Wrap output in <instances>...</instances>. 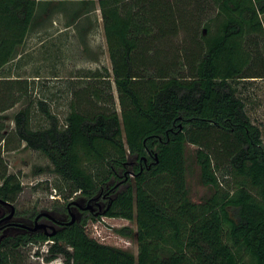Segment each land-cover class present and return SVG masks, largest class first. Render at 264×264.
Instances as JSON below:
<instances>
[{
	"label": "trees",
	"instance_id": "16d2710c",
	"mask_svg": "<svg viewBox=\"0 0 264 264\" xmlns=\"http://www.w3.org/2000/svg\"><path fill=\"white\" fill-rule=\"evenodd\" d=\"M41 1L52 0H0V71L18 55ZM69 1L78 18L101 10L112 69L82 75L89 79L64 126L38 99L49 125L32 127L27 104L15 130L49 157L67 197L100 195L104 209L69 222L70 199L55 203L57 232L8 235L1 264H27L28 244L49 239L47 262L63 254L66 264H264V139L239 92L241 80L264 77V0ZM13 82L23 81L0 79V112L19 98L7 90ZM188 144L208 186L200 200L188 189ZM22 188L2 166L0 197L15 200ZM102 215L136 222L115 230L136 239L137 253L91 234L88 222Z\"/></svg>",
	"mask_w": 264,
	"mask_h": 264
},
{
	"label": "rangeland",
	"instance_id": "374dc122",
	"mask_svg": "<svg viewBox=\"0 0 264 264\" xmlns=\"http://www.w3.org/2000/svg\"><path fill=\"white\" fill-rule=\"evenodd\" d=\"M88 5L91 8L94 6L92 3ZM83 12L81 10V17L78 23L81 26L86 25V29L81 30V40L78 31L77 37L74 39L75 45L79 48V57L74 50L70 56L66 55L64 57L65 63L60 66L61 73L58 78L42 76L39 79H20L23 81L21 83L24 85V89L26 88L25 92L18 89V86L22 85L21 83L13 82L10 89L14 88L16 91L15 95L19 98L12 106L0 112V122L4 126V129L0 130V168L6 166L9 172H16L19 175L23 188L14 201L21 208H26L30 211L53 209L55 203L62 202L68 198L71 199L75 196V192L71 197H67L66 195L69 193L68 183L52 170V162L49 157L40 150L26 146L25 142L19 139L15 130L14 116L16 112L29 104L31 105V126L34 128L47 126L50 120L37 103L38 99H45L48 101L51 110L57 114L60 124L64 126L66 117L71 109V100L75 98L76 89L82 90L86 80L89 79L78 77L76 73L77 65H89L95 68H103V70L104 67L112 68L101 10H91L86 15ZM56 17L57 15H53L52 19L46 22H53ZM66 20L64 16L63 19L58 18L55 22L64 23ZM31 51H35L37 58L43 49L35 46ZM86 57L91 60L94 59V61L90 62V64L82 63L84 60L85 62L87 61ZM76 60L80 63H76ZM31 63L33 61L26 68L24 67L27 72H29V69H35L34 64ZM104 84L106 82L102 83V85ZM3 85L5 84H0V94H3ZM112 92L116 100V107L121 111L119 95L114 80ZM239 92L245 97L247 112L252 120L259 125L264 139V77H251L241 80ZM99 104L108 105V103L104 102ZM84 105L94 108L95 103L86 102ZM196 148L195 144H188L187 154L189 161L193 164V170L191 169L188 173L187 181L190 197L200 200L208 191V186L200 181L198 164L195 163ZM95 222L98 223L97 230L93 225ZM124 225H131L134 229L137 228V224L133 220L106 215L101 217L100 220H90L87 227L91 234L99 240L127 247L137 253L138 242L136 239L121 235L115 230L117 227ZM51 243L52 239L45 240L39 244H28L26 249L31 254L32 259L27 264H51L44 259V255L48 254V248ZM37 251L41 255H36ZM59 257L60 262L62 261V264H66L64 255L59 254L57 258ZM55 262L59 263L58 260Z\"/></svg>",
	"mask_w": 264,
	"mask_h": 264
},
{
	"label": "crops",
	"instance_id": "0c3cea01",
	"mask_svg": "<svg viewBox=\"0 0 264 264\" xmlns=\"http://www.w3.org/2000/svg\"><path fill=\"white\" fill-rule=\"evenodd\" d=\"M77 10L78 4L74 3L73 1H41L38 5L37 15L28 28L25 40L18 46V55L1 68L0 79H6L9 81L20 79L31 80L32 78L39 79L42 76L58 78V75L61 73L60 66L65 63L64 57L66 55L70 56L73 53V50L79 57V48L77 45H75L74 39L77 37L78 31V35L81 40L82 36H80V33L81 30L86 29V25L81 26L78 23L80 18L77 17ZM53 15H57V17L60 19H63L65 16L67 20L64 23H58L55 22V20L58 19L56 17L53 21L55 23L46 22L47 20L50 21ZM87 31L89 30L87 29ZM35 46L43 49V51H40L39 57L37 58L35 51H31L35 48ZM66 52L68 53L66 54ZM86 60V62L84 60L82 63L90 64V62L94 61V59L91 60L87 57ZM32 61L33 63L31 64H34L35 69H29V72H27V69L25 70V68ZM75 62L80 63L78 60ZM76 69L78 77L83 78L85 77L82 76L83 74H86L90 69L94 70L96 68L89 65L80 66V64H78ZM3 90L4 88L2 91ZM7 90L13 95L16 94L14 88H7ZM56 259L59 261L58 264L63 263L62 261L60 262V257ZM52 261L55 262V260ZM51 264H53V262H51Z\"/></svg>",
	"mask_w": 264,
	"mask_h": 264
},
{
	"label": "flooded vegetation",
	"instance_id": "af4514ba",
	"mask_svg": "<svg viewBox=\"0 0 264 264\" xmlns=\"http://www.w3.org/2000/svg\"><path fill=\"white\" fill-rule=\"evenodd\" d=\"M3 199L0 198V243L8 235L22 233L43 232L52 236L63 224V221L57 218L56 213L52 210H44L49 212L50 215L40 214L43 210L30 211L29 209L21 208L14 200ZM68 207L72 219L73 212L76 218L87 212L98 213L104 209V201L100 195L93 197L89 201L79 200L76 196H73L68 203ZM52 225L55 227H52ZM53 230L56 232L51 234Z\"/></svg>",
	"mask_w": 264,
	"mask_h": 264
},
{
	"label": "water",
	"instance_id": "95a60500",
	"mask_svg": "<svg viewBox=\"0 0 264 264\" xmlns=\"http://www.w3.org/2000/svg\"><path fill=\"white\" fill-rule=\"evenodd\" d=\"M1 198V197H0ZM1 199H3V198H1ZM4 200V199H3ZM7 201V200H6ZM40 214H49L50 215V213L49 212H47V211H42ZM39 214V215H40ZM76 220V217H75V213L73 212L72 213V219L69 221V222H73V221H75ZM45 225V224H44ZM46 226V225H45ZM52 227H55L54 225H52ZM56 231L55 230H53L52 231V233L51 234H54ZM0 264H1V247H0Z\"/></svg>",
	"mask_w": 264,
	"mask_h": 264
},
{
	"label": "built area",
	"instance_id": "2783aa9c",
	"mask_svg": "<svg viewBox=\"0 0 264 264\" xmlns=\"http://www.w3.org/2000/svg\"><path fill=\"white\" fill-rule=\"evenodd\" d=\"M103 216H104V215H103ZM103 216H101V217H103ZM101 217H100V218H101ZM100 218H98L97 220H100ZM93 221H95V220H93ZM88 224H89V222H88ZM93 225H94L95 228H96V227L98 228V223L95 222ZM87 226H88V225H87ZM97 228H96V230H97ZM38 244H39V243H38ZM55 261H56V260H55ZM51 262H53V264H58V263H56V262H54V261H51ZM51 262H49V263H51Z\"/></svg>",
	"mask_w": 264,
	"mask_h": 264
}]
</instances>
